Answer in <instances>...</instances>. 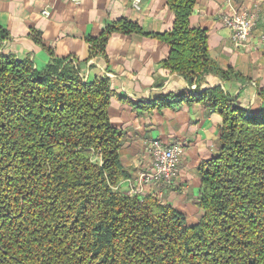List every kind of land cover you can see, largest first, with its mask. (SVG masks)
Instances as JSON below:
<instances>
[{"label":"trees","instance_id":"1","mask_svg":"<svg viewBox=\"0 0 264 264\" xmlns=\"http://www.w3.org/2000/svg\"><path fill=\"white\" fill-rule=\"evenodd\" d=\"M173 29L165 67L190 83L224 72L207 35L190 26L197 0H166ZM140 32L122 21L112 33ZM69 60L44 71L0 54V264H264V112L208 99L222 115L217 153L199 167L198 223L156 196L123 194V132L109 118L106 80L85 81ZM181 97H177L180 99ZM145 107V105H143Z\"/></svg>","mask_w":264,"mask_h":264},{"label":"crops","instance_id":"2","mask_svg":"<svg viewBox=\"0 0 264 264\" xmlns=\"http://www.w3.org/2000/svg\"><path fill=\"white\" fill-rule=\"evenodd\" d=\"M132 3L0 0V54L29 59L38 71L46 70L53 59L69 60L85 81L106 80L110 123L124 134L119 154L129 175L118 189L141 197L162 191L161 202L194 225L203 214L199 167L217 153L223 124L212 103L196 97L219 88L229 103L254 115L264 112V0H197L190 26L206 32L208 54L226 77L209 73L193 83L165 67L170 47L156 35L170 32L175 24L167 1L142 0L140 11ZM243 7L258 9L261 20L250 46L237 49L222 16ZM122 21L138 26L140 32L112 33L103 51L92 43ZM154 141L182 146L180 173L168 188L141 189V175L151 170Z\"/></svg>","mask_w":264,"mask_h":264},{"label":"built area","instance_id":"3","mask_svg":"<svg viewBox=\"0 0 264 264\" xmlns=\"http://www.w3.org/2000/svg\"><path fill=\"white\" fill-rule=\"evenodd\" d=\"M70 1L73 3H79L81 0ZM141 5L142 0H133L132 6L134 10L140 11ZM43 14L45 16L49 15L47 11ZM260 20L261 15L259 10L250 7L233 9L230 13L222 16L223 25L231 31V42L237 49L250 46L252 36L258 27ZM149 153L152 159L151 170L149 173H143L141 175V184L139 183L141 189L143 188L142 185L153 186L158 189L172 186L180 173L183 154L182 146L174 144L173 146L167 147L160 142L154 141L152 142ZM156 197H163V192H157Z\"/></svg>","mask_w":264,"mask_h":264}]
</instances>
